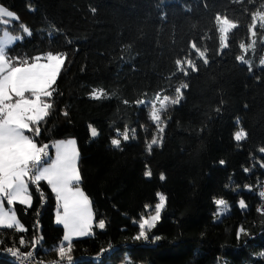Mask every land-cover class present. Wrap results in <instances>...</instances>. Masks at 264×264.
Instances as JSON below:
<instances>
[{
	"label": "trees",
	"instance_id": "16d2710c",
	"mask_svg": "<svg viewBox=\"0 0 264 264\" xmlns=\"http://www.w3.org/2000/svg\"><path fill=\"white\" fill-rule=\"evenodd\" d=\"M0 4L17 16L13 32L21 23L30 33L6 48L13 66L45 52L66 56L52 97L42 98L51 104L48 115L25 133L38 147L76 142L93 227L71 241L74 264H264V22L254 24L264 0ZM217 17L235 25L227 47L220 46ZM176 59H191L196 70L185 74ZM96 91L104 96L90 98ZM241 130L246 137L236 141ZM153 139L159 143L149 151ZM28 190L30 207L13 204L23 229L0 228V264H17L9 250L32 251L44 263L69 261L58 252L55 194L45 181L29 182ZM161 194L160 221L145 229L147 240L135 239ZM221 199L230 213L216 221Z\"/></svg>",
	"mask_w": 264,
	"mask_h": 264
},
{
	"label": "snow or ice",
	"instance_id": "6c2138e0",
	"mask_svg": "<svg viewBox=\"0 0 264 264\" xmlns=\"http://www.w3.org/2000/svg\"><path fill=\"white\" fill-rule=\"evenodd\" d=\"M0 16L12 17L13 13L0 7ZM260 18L264 20V15ZM223 27L220 31L225 35L235 25H230L228 21L223 20ZM30 35V33H29ZM196 43L191 42V48L196 49ZM227 47V44L224 45ZM241 47H243L241 45ZM198 51V49H197ZM204 52H199L200 57H204ZM66 56L64 54L52 55L46 57L45 63H41L40 58L37 57V63L28 67H16L10 71V74H5L12 68L10 63L5 58V51L0 48V196L8 198V203L12 204L19 201L21 204L31 206L32 200L28 195V185L26 179H32L36 184L40 181H46L51 186V191L55 193L63 213L57 212L55 222L62 225L66 229V234L63 240L68 242V248L65 249L63 245L59 247L60 258L68 257L71 261L70 252L72 249L73 236H86L91 233L93 227V213L90 206L89 198L79 187L81 176L78 171L77 161L79 153L76 148L75 141H68L67 143L59 142L55 145V159L47 167H44L38 175H32V169L40 164L42 156L48 155V145L38 147L37 143L33 141L28 135H25V130L32 131L30 125L38 124L40 120L48 115V109L51 104L46 102L43 97H52L55 89L53 85L56 83L58 74L65 64ZM243 60V57L239 58ZM24 63L27 65V61ZM203 63L207 65L208 60L204 59ZM248 63V62H247ZM176 65H181V60H175ZM264 64V61H261ZM188 68L196 70L195 64L192 60L187 61ZM251 71V65L249 64ZM180 71L185 72L184 68ZM186 87V85H184ZM176 91L179 93L180 89ZM26 93L31 94V99L26 96ZM104 96L102 91H96L90 97L92 99H100ZM181 96H177L172 100V104H178ZM164 101H168V97H164ZM162 102V107H163ZM155 108V105H153ZM67 114V113H65ZM153 119L160 120V116L156 111L153 112ZM163 132V128L159 129ZM40 132L39 127H36L35 134L38 136ZM97 132L92 129V136H96ZM246 137V133L241 130L235 133L234 139L241 141ZM124 139H128L127 133L124 134ZM157 139H153L148 146L149 151L152 145L158 144ZM112 144L120 147L119 140H113ZM223 163V162H221ZM146 175L151 176V172ZM164 179L163 175L160 177ZM75 185V187H74ZM264 198V192L259 193ZM166 197L159 195L160 203L156 206L155 215L150 220H144L139 224V235L135 239H148L145 229H152L156 227L157 222L161 219V211L165 207ZM218 205L224 206V200H217ZM243 206V203L241 204ZM2 213V209H0ZM6 223L8 228H12L16 223L15 216H6L0 214V225ZM99 227L103 229L105 224L103 221L99 223ZM156 239H159L157 236ZM38 242V241H37ZM23 243V241H21ZM17 255L16 252H13ZM29 255H31L29 253ZM264 256V252L261 253Z\"/></svg>",
	"mask_w": 264,
	"mask_h": 264
},
{
	"label": "rangeland",
	"instance_id": "374dc122",
	"mask_svg": "<svg viewBox=\"0 0 264 264\" xmlns=\"http://www.w3.org/2000/svg\"><path fill=\"white\" fill-rule=\"evenodd\" d=\"M0 7H4L5 9H7L8 11L12 12L13 13V16L12 17H7V16H0V48H3L4 51L6 50V48L10 45H12L15 41L21 39L23 36H26L28 33H29V30L27 27H25L23 24L21 23H18V31L16 32H13L10 28H9V25L17 20V16L16 14L14 13V11L8 9L7 7H5L4 5L0 4ZM261 15H264V13H256L254 15V24H261L264 22V20H262L260 18ZM223 20H225V18L223 17H217L216 21H217V24H218V29H219V39H220V46H223L225 44V40H226V35L224 32L220 31L221 27H223ZM228 23L230 25H233L232 23H230L228 21ZM49 54H52V55H57V54H60V53H54V52H45V53H42V54H39L38 56H36L33 60H31L30 62H27L28 64L26 65L25 63L24 64H19V65H14L12 66V68L6 72L5 74H10V71L14 70L16 67H28V66H31L35 63H37L38 61L36 60L37 57L40 58V61L41 63H45L47 62L46 61V57L49 55ZM5 58L6 60H8L10 62V60L8 59V57L5 55ZM187 61L188 60H184L183 62H181V67L184 68L185 70H188V69H191V68H188V65H187ZM11 63V62H10ZM26 96L28 98H32L31 97V94L30 93H26ZM162 102L164 103L163 106L167 105L168 102L162 100L159 102V106L160 108L162 107ZM153 106V105H152ZM156 111L157 112V109H156V105H155V108H153V112ZM153 112H152V116H153ZM27 130H25L26 132ZM91 131V135H92V129H90ZM26 135V133H25ZM68 141H75L74 139H68V140H64V141H56L53 143V145L59 143V142H64V143H67ZM51 162H52V159H51ZM51 162H40L39 165H37L36 167H34L32 169V175L35 176V175H38L40 171H42V169L44 167H47L51 164ZM78 162V161H77ZM35 183L32 179H26V183L28 185V183ZM46 182V181H45ZM28 195H29V191H28ZM30 196V195H29ZM14 203H20L19 201H15L13 202L12 204H9L8 203V198L5 197V196H0V209H2V213L0 214H3V215H6V216H15V213H14V210H13V204ZM160 201H159V197H158V202L157 204H159ZM21 204V203H20ZM157 204L154 206L153 208V214L150 215L149 217L147 218H142L137 224L139 225L140 223H142L144 220H150L151 217L153 215H155V211H156V206ZM24 206H28L27 204H22ZM218 209L214 212V219L216 221H219L222 217L228 215L230 213V209L227 205H224V206H221V205H218ZM16 217V216H15ZM6 223L7 221L5 222V224L3 225H0V228H8L6 226ZM59 226V225H58ZM98 229H101L99 227V225H97ZM12 228H15L16 230H22V226L21 224L19 223V221L17 220L16 218V223L13 224ZM63 228V227H62ZM147 229V228H146ZM91 233H92V229H91ZM90 233V234H91ZM66 234V229H63V234H62V237H61V240L59 242V245H63L65 247V249L68 248V242L67 241H64L63 240V236ZM89 234V235H90ZM89 235H86V236H82V237H79V238H84V237H87ZM74 239H77V237H74L72 238V240Z\"/></svg>",
	"mask_w": 264,
	"mask_h": 264
},
{
	"label": "built area",
	"instance_id": "2783aa9c",
	"mask_svg": "<svg viewBox=\"0 0 264 264\" xmlns=\"http://www.w3.org/2000/svg\"><path fill=\"white\" fill-rule=\"evenodd\" d=\"M47 144L49 147H48V155L47 156H42V159L40 162H42L44 159H46L48 156H49V151H50V148H51V143L50 142H47L45 143ZM43 144V145H45ZM42 145V146H43ZM41 146V147H42ZM44 202V200H43ZM13 252H16V251H13V250H9L7 251V254L17 263V264H74L73 261H66V262H50V263H44L42 261H37L35 259V256H34V252L30 251L28 252L27 254H21L19 252H16L17 255H14ZM110 252V249H107L106 250V253H109ZM29 253L31 255H29ZM101 257V254H99L97 256V259H99ZM88 257L85 256L84 259H87Z\"/></svg>",
	"mask_w": 264,
	"mask_h": 264
},
{
	"label": "crops",
	"instance_id": "0c3cea01",
	"mask_svg": "<svg viewBox=\"0 0 264 264\" xmlns=\"http://www.w3.org/2000/svg\"><path fill=\"white\" fill-rule=\"evenodd\" d=\"M56 145V144H55ZM55 145H52V147H51V158H50V162H51V159H52V161L55 159V152H56V149H55ZM49 187H50V189H51V186L50 185H48ZM74 187H75V185H74ZM54 193V192H53ZM55 194V193H54ZM55 198H56V196H55ZM56 200H57V198H56ZM57 203H58V210L54 213V215H53V222H54V224H56V225H59V224H57L56 222H55V220H56V214H57V212H60V214H62L63 213V209H62V207L60 206V202L57 200ZM100 223V222H99ZM99 223L97 224V225H99ZM59 226H61V227H63L62 225H59ZM62 229H64V228H62ZM74 237H77V239H79V237H82V236H74Z\"/></svg>",
	"mask_w": 264,
	"mask_h": 264
}]
</instances>
